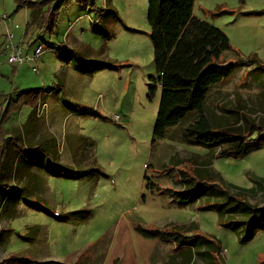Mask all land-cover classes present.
I'll return each instance as SVG.
<instances>
[{"label":"rangeland","instance_id":"obj_1","mask_svg":"<svg viewBox=\"0 0 264 264\" xmlns=\"http://www.w3.org/2000/svg\"><path fill=\"white\" fill-rule=\"evenodd\" d=\"M47 1L45 9L59 3ZM146 13L147 0L70 2L60 6L52 33L35 26L25 31L28 9L17 7V0H0L1 127L20 129L32 108L21 103L29 93L20 92L36 91L42 97L37 108L43 101L47 107L38 127L43 125L55 135L57 148L77 152L55 160L81 168L95 166L100 171L78 179L49 177L47 201L33 198L31 207H22L6 239L8 228L0 219V243L7 251L30 253L25 226L35 223L44 230L45 252L57 264H71L75 256L80 262L88 251L104 252L102 264H212L205 246L175 249V242L140 229L170 232L185 224L219 240L217 263L264 264V229L241 242L235 232L219 224L215 211L197 208L206 198L177 206L180 199L173 197L182 190V180L196 177V170L218 172L225 181L246 188L254 185L249 176L264 177V83L252 80L257 72H250L252 66H238L228 80L210 90L202 108L212 124L230 123L232 129L253 138L242 157L217 158V148L186 143L166 154L169 163L180 166L166 164L154 173L159 144L167 141L151 144L159 90L148 98L154 65ZM3 14L7 19H2ZM192 14L226 34L231 47L227 60L247 61L255 55L257 62L264 61V0H194ZM67 32L68 41L83 59H108L115 67L92 75L64 67L67 61L48 46L64 43ZM8 34H12L11 43L20 44L22 52L31 56L42 45L41 55L21 65L8 63ZM10 99L21 104L1 122ZM53 109L59 122L50 129L46 118ZM179 130H174L176 137ZM255 137L262 141L256 144ZM48 149L53 151V147ZM246 199L264 207V189H255ZM37 205L43 210H36ZM55 208L60 213L57 218L53 217ZM0 257V264H27L20 259L7 261L6 253Z\"/></svg>","mask_w":264,"mask_h":264},{"label":"trees","instance_id":"obj_2","mask_svg":"<svg viewBox=\"0 0 264 264\" xmlns=\"http://www.w3.org/2000/svg\"><path fill=\"white\" fill-rule=\"evenodd\" d=\"M47 2L17 0V7L24 6L29 11L25 31L28 27L35 26L52 33L61 5L70 2L84 4L86 0H58L57 5L45 9ZM193 2L194 0H147L146 18L155 70L154 75L149 77L148 98L154 97L157 88L160 89L151 142L174 138L170 130L179 128L180 134L177 137L180 141L208 150L217 148V158H239L245 154L253 138L232 129L230 123L212 124L202 108L210 90L228 80L238 70V66H252L250 72L257 70L252 80L264 83V61L257 62L255 55L247 61L227 60L225 55L231 50L228 37L221 29L194 16ZM48 47L75 70L83 73L115 67L108 59L85 60L79 52L67 47L54 43H50ZM255 61L257 63L251 65ZM30 91L32 90L20 92L30 95L21 103L29 104L35 110L40 97L36 91ZM12 102L8 103L1 122L6 120L11 110L21 104ZM188 118L191 120L187 121ZM6 134L0 124V168L9 145L23 160L31 154V158L36 157L37 146L27 148L20 137ZM254 139L256 142L262 141V137ZM28 160L31 161L30 157ZM38 163H43L45 170L51 175L64 178L89 177L99 171L95 166L73 169L55 161L42 160L35 164ZM249 180L253 182V186L240 187L225 181L218 172L205 170L198 173L196 170V177L182 180V190L176 191L173 197L180 199L176 202L178 206L192 204L199 197L206 198L199 206L196 204L198 209L215 211L219 224L235 232L241 242H246L257 230L264 229V207H258L246 199L255 189H264V177L249 176ZM144 181H147L146 176ZM172 229L174 230L170 232L148 229L147 232L175 242V249L205 246V253L211 263L219 264L218 251L221 247L217 238L199 233L191 225L180 224Z\"/></svg>","mask_w":264,"mask_h":264},{"label":"crops","instance_id":"obj_3","mask_svg":"<svg viewBox=\"0 0 264 264\" xmlns=\"http://www.w3.org/2000/svg\"><path fill=\"white\" fill-rule=\"evenodd\" d=\"M103 15L104 13L102 12L101 17H103ZM68 34L69 33L67 32L65 35L64 43H62L59 46H63V47H67V49L75 50L76 48L75 45H73V43L71 41H68L67 39ZM25 53L30 55L28 52H25ZM56 56L59 57L58 55ZM101 57L104 58V53L102 52H101ZM64 67L73 68L68 62L66 63ZM76 71L81 74L92 75L93 73L99 70L91 72V73H83L78 70ZM157 89L160 91L159 87ZM41 99L42 97L39 99V102L41 101ZM39 102L37 106L39 105ZM45 105H46V102L43 101L42 107L37 108L36 106L35 110H32L31 108L30 113L28 114V117L26 118L25 122L20 126V129L5 130L8 133V135H17L18 137H20L25 147L34 148L37 146L36 157L31 158L33 157L31 154L29 156L31 159L30 161L28 160L29 157H27L24 160L21 159L17 155V153L13 150L12 146L9 145V148L4 157L3 163L1 165V168H0V188H1V191H0V219L5 222L8 228L6 229L7 232H5V235H4L5 239H6V235H10L11 232H13L14 229L12 227V221L22 214V211H23L22 207H25V206L31 207L32 206L31 200H33V198H39L43 200V202L44 201L46 202L48 198L47 189L49 188V186L46 185L48 182V178L58 177V176H54L48 173L45 170L43 163L41 165L39 163L38 164H35V163L40 162L42 160L43 162L45 161L57 162L55 159L56 157H60L61 154H69L71 156L77 155V152L74 154V153L66 152L65 150H61L60 148H57L55 144V139H56L55 135L52 132L46 131L43 125L41 126V128L38 127V125L40 124L39 122L40 119L42 118L43 114L47 112V107H45ZM83 113L87 114L88 112L84 111ZM58 117H59V114L56 109H53L51 112H48L46 119L49 122L48 124L50 125V129H52L53 123L56 125L59 122ZM16 131H18L17 134H15ZM170 134L174 135V138H165V139L160 140V141L166 140L167 142L159 144V149L155 154L157 166H153L154 173L159 172L160 166H165L166 164H174V163H169L167 161L166 154L168 152H175L177 150L182 149V145H187L185 142L180 141L178 137H175L173 129L170 130ZM32 137H33V140H32ZM158 142L159 140L156 142H151V144L154 145V143H158ZM191 146H195V145H191ZM50 147H53V151L51 153L48 152L49 151L48 148ZM62 165L73 168V169L85 168V167H82V168L79 167L81 165H77L78 167L75 165L73 166L66 165V164H62ZM181 165L183 166V164ZM147 166L146 168H148ZM174 166L178 167L180 166V164H174ZM145 175L146 174H144V176ZM144 176H143V180H144ZM59 178H64V177H59ZM175 205L178 206L176 202H175ZM34 208L36 210H43V208L39 205H37ZM55 210L57 209L55 208L53 210V213L55 212ZM59 216H60V213H59ZM53 217L57 218L54 215ZM140 229L146 232L148 230V228L144 229L142 227ZM24 234L25 235L27 234V236H29L28 237V239L30 240L29 248L31 249L30 253H23V251H16V250L7 251L5 249L4 243L1 242L0 243V256H3V253H6L7 258H8L7 261H10L13 259L14 260L20 259L21 262H27V264H31L33 262L36 264H54V263L57 264V262L52 261L53 259L51 258L53 257H50V255L47 254L43 248L44 246L43 241H44L45 235H44V230L41 228L40 225L35 224V223H30L26 225ZM82 255L83 257L82 259H80V262L78 260V256H75L73 257L72 262L70 261L71 264H102L104 261L103 259L104 252H98L94 254L88 251V252H84V254Z\"/></svg>","mask_w":264,"mask_h":264},{"label":"built area","instance_id":"obj_4","mask_svg":"<svg viewBox=\"0 0 264 264\" xmlns=\"http://www.w3.org/2000/svg\"><path fill=\"white\" fill-rule=\"evenodd\" d=\"M6 17L7 16L5 14L2 15V19H7ZM7 39L10 41V43L6 45L9 51L7 61L10 64L21 65L28 60H36L43 51V46L39 44L34 48L33 55L30 56L27 53L22 52L20 44L14 45L13 43H11L12 34H8ZM33 70L37 71V68L33 67ZM113 117L114 119H118L117 115H114ZM53 215L56 217L59 216L58 210L57 211L55 210Z\"/></svg>","mask_w":264,"mask_h":264}]
</instances>
